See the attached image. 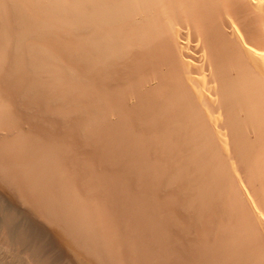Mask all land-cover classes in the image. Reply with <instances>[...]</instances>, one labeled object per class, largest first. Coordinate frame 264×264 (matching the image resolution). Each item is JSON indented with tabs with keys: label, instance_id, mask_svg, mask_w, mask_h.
Wrapping results in <instances>:
<instances>
[{
	"label": "bare ground",
	"instance_id": "6f19581e",
	"mask_svg": "<svg viewBox=\"0 0 264 264\" xmlns=\"http://www.w3.org/2000/svg\"><path fill=\"white\" fill-rule=\"evenodd\" d=\"M48 243L264 264V0H0L1 264Z\"/></svg>",
	"mask_w": 264,
	"mask_h": 264
},
{
	"label": "rangeland",
	"instance_id": "374dc122",
	"mask_svg": "<svg viewBox=\"0 0 264 264\" xmlns=\"http://www.w3.org/2000/svg\"><path fill=\"white\" fill-rule=\"evenodd\" d=\"M48 246H49V249L47 251V255L49 256V258L51 257L50 258L51 264H70L71 263L68 255L67 254L65 255L64 251L58 250L59 248H57L56 246H55L56 248L54 246L52 247L51 245H49V243H48ZM0 264H1V261H0Z\"/></svg>",
	"mask_w": 264,
	"mask_h": 264
}]
</instances>
